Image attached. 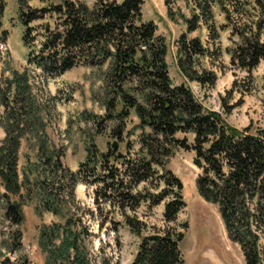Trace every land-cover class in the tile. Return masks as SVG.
Segmentation results:
<instances>
[{
  "label": "trees",
  "instance_id": "1",
  "mask_svg": "<svg viewBox=\"0 0 264 264\" xmlns=\"http://www.w3.org/2000/svg\"><path fill=\"white\" fill-rule=\"evenodd\" d=\"M19 2L18 17L24 28L29 66L47 80L77 66L98 68L103 74L106 112L99 117L84 113V118L96 125L114 122L112 133L116 137L122 136L133 111L139 119L137 148L130 147L123 153L111 146L101 151L91 138L85 160L73 170L62 160L63 148L46 131L48 120L40 113L43 107L32 99L27 71L14 72L16 92L12 102L2 93L8 122L0 145V209L4 219L19 226L25 220L23 204L35 199L38 214L51 212L58 217L43 223L39 232L44 263L120 264L100 259L93 250L95 232L76 211V186L97 185L96 192L113 207H119L124 223L142 236L145 222L127 210L136 211L143 199L149 201L152 193H145V188L133 191L157 175L168 190L152 194L151 205L170 197L164 207L169 225L143 235L129 264H186L181 250L184 232L171 226L186 205L183 183L166 167L174 148L181 147L194 152L193 162L200 169L198 193L218 205L227 234L240 246L245 264H264V129L253 132L249 126L239 129L231 125L223 113H230L239 104L222 101L223 112L210 109L186 81H172L165 38L157 33L153 20L143 18L144 0H97L92 6L62 0L42 7L32 6L27 0ZM164 3L171 18L180 17L186 24L177 39L181 72L202 86H215L217 70L206 60L211 59L216 66L221 59V33L230 24L217 21L214 6L218 3L224 12H229L226 3ZM5 9L6 1L0 0V47L9 37L3 28ZM226 19H230V13ZM200 30H205L206 36L192 35ZM231 32L239 37L230 49L231 63L252 72L264 59V21L238 23ZM178 133L193 134V141L177 137ZM26 137L32 138L36 158L28 159L20 173L19 152ZM99 199L95 198L98 205ZM88 211L93 218L94 210ZM107 222H97L98 229L103 230ZM182 227L189 225L184 222ZM21 237L19 228L12 233L17 243Z\"/></svg>",
  "mask_w": 264,
  "mask_h": 264
},
{
  "label": "rangeland",
  "instance_id": "2",
  "mask_svg": "<svg viewBox=\"0 0 264 264\" xmlns=\"http://www.w3.org/2000/svg\"><path fill=\"white\" fill-rule=\"evenodd\" d=\"M6 9L3 17V28L9 33L8 41L0 47V145L6 137L5 124L8 122V111L2 99L5 93L12 102L16 92L14 72L27 71L30 79L32 99L43 107L40 113L48 120L47 133L50 139L63 148L64 164L73 170L78 168L87 156V142L93 139L98 149L106 151L117 144L121 152L126 153L130 147L137 148V128L139 119L133 111L127 119L122 136L112 133L114 122L104 121L94 124L84 118V113L94 116L106 112L104 98L106 95L103 74L98 68L77 66L66 73L45 79L41 72L28 65V48L23 42V25L18 17L19 0H5ZM62 0H27L36 7L50 6ZM92 6L97 0H76ZM227 10L224 12L218 3L214 6L216 19L219 23L230 24L221 33L222 55L219 63L212 64L211 59L206 64L217 70L218 80L213 87L202 86L190 81L178 67L177 39L186 30V24L180 17L173 19L169 16L164 0H144L143 18L153 20L157 25V33L165 38L167 44L166 61L170 76L174 83L186 81L195 96L208 108L223 112L222 101L228 105H237L230 113H223L226 120L233 126L243 129L247 126L253 132L264 129V59L252 70L247 71L234 67L231 63L230 49L239 42V37L232 34V28L238 23L264 21V0H223ZM180 5H183L180 2ZM187 15L189 12L186 10ZM230 13V19H226ZM51 22L53 20L51 19ZM35 24V23H34ZM35 34V33H33ZM206 31H196L192 35L206 36ZM264 40V35L262 37ZM214 65V66H213ZM221 66V68H219ZM12 82V84H10ZM9 87H8V86ZM232 89V90H231ZM4 91V92H3ZM12 106V103H10ZM177 137H187L193 141V134L178 133ZM30 137L22 140L19 152L20 173L23 172L28 159L36 158V148ZM115 147V146H114ZM194 152L176 147L166 159V167L171 169L183 183L185 207L179 213L178 221L171 226L184 232L181 250L186 264H245L240 246L233 242L226 231L218 205L208 202L198 193L196 179L200 169L194 164ZM97 185L79 183L76 186V211L84 216L87 223L92 224L95 237L93 250L100 259L108 258L120 264H129L136 254L143 235L163 230L168 227L164 217L165 203L170 197L157 205H151L153 195L161 190H168L167 184L159 182L155 175L150 182L143 183L133 192L152 193L149 201H141L136 211L130 209V215L138 216L145 222L146 228L142 236L132 232L124 223V215L119 207H113L96 192ZM144 191V190H143ZM100 197L99 205L95 198ZM36 200L27 199L23 204L25 220L17 226L12 225L2 216L0 209V264H45V256L39 247V232L43 223L57 220L51 212L38 214ZM101 207V213L100 209ZM88 210H94V219ZM107 219L103 230H99L97 222ZM112 220V221H111ZM187 222L189 227L183 229ZM22 237L17 243L12 233L18 229Z\"/></svg>",
  "mask_w": 264,
  "mask_h": 264
},
{
  "label": "water",
  "instance_id": "3",
  "mask_svg": "<svg viewBox=\"0 0 264 264\" xmlns=\"http://www.w3.org/2000/svg\"><path fill=\"white\" fill-rule=\"evenodd\" d=\"M114 146L116 147V146H117V144H114Z\"/></svg>",
  "mask_w": 264,
  "mask_h": 264
}]
</instances>
